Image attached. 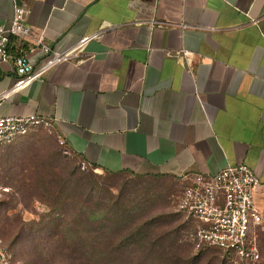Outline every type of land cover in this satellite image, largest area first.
<instances>
[{
    "label": "crops",
    "instance_id": "obj_1",
    "mask_svg": "<svg viewBox=\"0 0 264 264\" xmlns=\"http://www.w3.org/2000/svg\"><path fill=\"white\" fill-rule=\"evenodd\" d=\"M23 1L31 36L13 52L39 37L56 50L102 37L5 96L17 74L0 62V117L55 118L67 150L99 170L186 186L245 164L261 179L264 217V0ZM13 15V0H0V26Z\"/></svg>",
    "mask_w": 264,
    "mask_h": 264
},
{
    "label": "rangeland",
    "instance_id": "obj_2",
    "mask_svg": "<svg viewBox=\"0 0 264 264\" xmlns=\"http://www.w3.org/2000/svg\"><path fill=\"white\" fill-rule=\"evenodd\" d=\"M23 174L30 176L34 182L37 179L45 182L54 180L53 185L45 183L49 190H54L58 182L60 184L63 181L62 184L71 197L80 200H84L86 196L88 199L89 193L94 189L99 194H103V191L122 194L127 203L134 200L147 208L146 216L142 218L147 220L145 226H160L163 230L176 231L173 234L176 236V243L173 245L168 238L162 237L157 244V252L149 257L138 251L132 255L124 253L119 259L123 263L136 261L143 264L149 258V263L156 264H165V261L167 264H186L187 259L191 264H264V230L259 232L261 259L257 262H227L215 249H207L201 253L191 237L195 223L179 212L177 207L185 186L163 176H135L129 173L113 175L94 169L68 151L54 132L47 130L22 136L0 150V177L10 188L0 203V235L11 254L12 264H63L53 257L56 252L54 241L57 239L56 236L48 237L51 229H46L51 218H59V210L52 202L53 195L37 185L32 197L20 193L15 181ZM165 222L168 224L161 225ZM160 246L164 248V252ZM112 256L117 255L76 257L75 261H110ZM70 262L73 261L68 260L65 264Z\"/></svg>",
    "mask_w": 264,
    "mask_h": 264
},
{
    "label": "built area",
    "instance_id": "obj_3",
    "mask_svg": "<svg viewBox=\"0 0 264 264\" xmlns=\"http://www.w3.org/2000/svg\"><path fill=\"white\" fill-rule=\"evenodd\" d=\"M14 15L8 27L0 26V62H12L17 80L5 95L19 92L43 77L62 61L81 54L93 40L102 37V29L86 34L76 44L56 50L42 37L36 38L29 50L11 51L13 39L27 40L31 27L27 23L29 8L23 0H13ZM39 50L44 57L33 64L30 53ZM186 54V52H183ZM55 118L37 114L0 117V150L34 131L54 132ZM63 144V142L60 140ZM260 177L245 164H228L212 177L198 175L191 179L179 197L177 207L195 223L191 234L196 249L215 246L237 261L254 263L261 259L259 232L264 217L256 203ZM10 188L0 181V201ZM0 264H12L11 254L0 236Z\"/></svg>",
    "mask_w": 264,
    "mask_h": 264
},
{
    "label": "trees",
    "instance_id": "obj_4",
    "mask_svg": "<svg viewBox=\"0 0 264 264\" xmlns=\"http://www.w3.org/2000/svg\"><path fill=\"white\" fill-rule=\"evenodd\" d=\"M89 166L97 169L95 165ZM102 171L113 175L129 173L135 176H162L154 174L143 175L132 171ZM13 179L14 177H11V180ZM0 181L2 182L1 177ZM15 182L18 191L24 193V195L26 194L28 197L34 196L37 186L45 188V192L53 195L52 202L55 207L57 206L56 209L59 210L57 212L59 218H51L48 224H46V229H51L48 237L50 236L51 238L56 236L57 240L54 241L56 244V252L53 254V257L61 260L63 264H65V262L67 263L68 260L73 261L70 262V264H139L136 261L123 263V261H119V259L124 253L132 255L136 251L149 257L152 253L157 252V244L162 240V237L168 238V240L172 242V245L176 243V236H173L176 232L175 230H163L160 226L157 228L145 226L147 225V220H142V218L146 216L147 208L143 207L142 204L139 205L135 203L134 200L127 203V201L123 200L124 196L122 194H116L115 192L106 193L105 191H103V194H99L94 189L89 193L88 199L86 196L84 200H82V198L80 200L79 198L71 197L72 195L64 188L62 184L63 181L60 184L58 182L54 190H49L45 186V183L53 185L54 180L45 182L37 179L36 182H34L30 176L25 174ZM179 212L185 214L180 210ZM189 219L191 222L193 221L191 218ZM165 224L168 223L165 222L161 225ZM193 230H195V228ZM40 232L42 233V231ZM73 238H76V240H73ZM160 248L164 252V248L162 246H160ZM207 249L217 250L227 262L232 263V261H235L234 258L215 246L203 245L198 251L202 253ZM92 255L117 256H112L110 261L90 260L83 263L75 261L76 257L80 258ZM148 259L149 258H146L145 261H147L143 264H156L155 262L149 263ZM164 263L167 264V261ZM186 264H191V261L187 259Z\"/></svg>",
    "mask_w": 264,
    "mask_h": 264
}]
</instances>
